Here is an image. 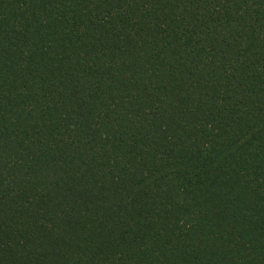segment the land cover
Returning <instances> with one entry per match:
<instances>
[{"label":"trees","instance_id":"1","mask_svg":"<svg viewBox=\"0 0 264 264\" xmlns=\"http://www.w3.org/2000/svg\"><path fill=\"white\" fill-rule=\"evenodd\" d=\"M0 264H264V0H0Z\"/></svg>","mask_w":264,"mask_h":264}]
</instances>
